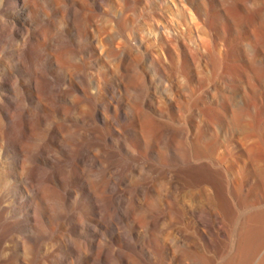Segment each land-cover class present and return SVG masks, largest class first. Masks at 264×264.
<instances>
[{
  "label": "rangeland",
  "instance_id": "374dc122",
  "mask_svg": "<svg viewBox=\"0 0 264 264\" xmlns=\"http://www.w3.org/2000/svg\"><path fill=\"white\" fill-rule=\"evenodd\" d=\"M0 235V264H264V0H0Z\"/></svg>",
  "mask_w": 264,
  "mask_h": 264
},
{
  "label": "bare ground",
  "instance_id": "6f19581e",
  "mask_svg": "<svg viewBox=\"0 0 264 264\" xmlns=\"http://www.w3.org/2000/svg\"><path fill=\"white\" fill-rule=\"evenodd\" d=\"M149 127V126H148ZM150 132L151 133H153L155 136L156 135H159V133H161L162 132V129H161V127L160 126H157V125H153L151 128H150ZM185 132V131H184ZM183 132V133H184ZM184 136H185V134H183L182 135V138H184ZM172 137H175V135H173ZM173 140H175V139H173ZM179 142V141H178ZM180 143V145H182V143L181 142H179ZM184 144H186V143H184ZM187 146H188V144H186ZM177 146V145H176ZM191 147V146H190ZM178 148H179V146H178ZM182 147L180 146V149H181ZM184 148V147H183ZM186 148V147H185ZM188 149V148H187ZM179 150V149H178ZM182 150V149H181ZM190 150V149H189ZM188 150V151H189ZM184 151H186V150H184ZM184 151H183V153H184ZM190 153V152H189ZM192 153V152H191ZM186 154H188V153H186ZM196 154V153H195ZM183 155H185V154H183ZM192 155V154H191ZM208 157H212V156H208ZM191 158V157H190ZM190 158L188 159H184V162L185 163H187V164H191V160H190ZM216 160H218V159H216ZM153 169H152V171H157V168L156 167H152ZM189 168H190V170L188 171V176L192 179V180H195V181H198V180H208L209 179V176L206 174V173H200V172H198L195 168H193V166H189ZM188 169V168H187ZM151 170V169H150ZM181 170H185L184 168H180L179 170H175V172H177V173H179V171H181ZM150 172V171H149ZM150 174V173H149ZM137 193V192H136ZM136 193H134L133 194V196L136 194ZM214 194H215V196L216 197H219L221 200H222V195H221V192H220V190H219V187L217 186V185H214ZM211 196V195H210ZM135 198H136V196H134ZM113 201V200H112ZM112 201H111V203H112ZM118 203L120 204L121 202L120 201H118ZM1 244H2V236L0 235V246H1Z\"/></svg>",
  "mask_w": 264,
  "mask_h": 264
}]
</instances>
